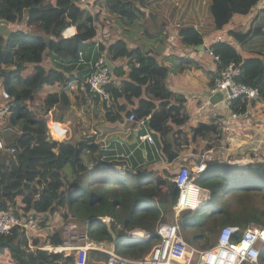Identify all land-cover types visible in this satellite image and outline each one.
I'll use <instances>...</instances> for the list:
<instances>
[{"label":"trees","instance_id":"16d2710c","mask_svg":"<svg viewBox=\"0 0 264 264\" xmlns=\"http://www.w3.org/2000/svg\"><path fill=\"white\" fill-rule=\"evenodd\" d=\"M149 1L91 0L87 3H98L123 22L132 23L142 13L140 6ZM260 1L164 0L163 4L167 17L179 26L182 43L198 46L204 42L207 35L223 29L235 15H251ZM100 10L101 8L97 12H91L88 7L80 6L78 0H0V18L7 23L20 22L27 14L30 15V19L29 15L27 17L29 28L0 33V89L7 91L13 98L12 113L8 116L5 126L0 127V139L4 141L3 147L0 148V210L8 208L17 214L20 211L41 214V227L51 217V213L65 209L61 224L53 232L47 233L43 240L44 245L61 244V226L70 219L84 225L88 242L94 245L103 244L115 251L122 247L119 253L137 258L157 241L156 235L148 241L126 247V243L115 245L113 234L129 235L133 228H143L155 233L160 223L167 222V214L174 212L179 193L173 175L167 174L166 171L154 174L152 171L140 170L136 174L116 176L111 182L105 181L94 187L84 186L83 183L89 176L86 174L87 169L81 176L76 177L77 167H74L75 176L66 175L63 178L62 170L46 168L40 161V156L29 151L34 140L33 143H39L36 149L51 150L52 144L62 159H75L73 143H67L65 140L58 143L50 139L46 141L43 136V123L46 121L44 116L58 101L56 93L45 96L42 109L35 110L30 106L37 88L46 82L62 79V76L57 71L45 73L34 66L29 69V65L41 62L50 45L56 44L58 40H70L68 43L74 44L77 42L79 47L74 46V51L78 56L81 43L92 39L96 34L94 20L99 17ZM256 19L255 16L254 23ZM67 23H74L77 27V33L71 38H63L60 34ZM229 35L242 46L249 41L253 44L259 43L264 48V27L261 25H251L246 32L230 30ZM51 36L60 38L55 41ZM107 48L111 60L130 57V70L120 86H113L111 82L105 84L106 91L111 95L110 105L120 97H124L130 104L134 97L140 96L138 105L127 110V114H133L137 120L148 117L150 129L162 138L163 154L168 160H173L177 151L173 148L174 141L170 135L182 133L173 131V127L181 125L185 119L179 116L182 95L175 94V97H178L176 104H170L173 93L164 81L168 68L161 65L149 51L140 47L130 49L123 39L116 40ZM208 48L219 57L216 62V74L222 67L234 61L240 68L237 79L256 86L259 90L257 101L264 100V54L261 53L264 51L252 52L245 56L242 50L228 41H216ZM113 72L118 71L114 68ZM85 74L84 71L83 75ZM142 93L146 96L141 97ZM251 104L236 98L230 104V111L232 114H244ZM119 108L124 109L125 105ZM222 119L223 116H216L207 122L197 123L190 129L189 134H186V140L191 139L194 143L204 141L201 152L224 144L225 124ZM24 126L39 128V131L33 134L27 132L21 137L17 129ZM24 145H27L25 149ZM63 146L70 147V151L62 152L65 149H62ZM9 147H13L14 151L10 152L7 149ZM53 155L54 153L49 151V156ZM94 162L93 170L97 166L95 160ZM222 174L250 179L252 185L248 187V184L242 182L238 192L232 191L234 188L229 185L228 189L233 198L235 197L234 203L217 202L213 207H209V210L194 209L183 215L180 226L188 243L202 248L211 244L219 225L239 226L242 230L251 223L264 227V212L258 208L261 205L260 200H264V160L235 162L220 158L208 159L202 175L215 179L212 186L224 184ZM210 193L212 196L213 191L210 190ZM18 197L21 198L23 206L17 207ZM188 227L196 229L188 233ZM36 242L37 239L33 238V245H36ZM0 244L10 248L4 258L0 257V264H73V258L65 256L62 252L31 249L24 241L23 233L17 228L9 234H0ZM90 257L106 259L107 253L91 249Z\"/></svg>","mask_w":264,"mask_h":264},{"label":"crops","instance_id":"0c3cea01","mask_svg":"<svg viewBox=\"0 0 264 264\" xmlns=\"http://www.w3.org/2000/svg\"><path fill=\"white\" fill-rule=\"evenodd\" d=\"M87 1L90 2L91 0ZM163 2L164 0H150L141 5L142 13L132 23L123 22L121 18L110 14L98 3L95 5L91 3L79 4L88 7L91 12H97L101 8L100 16L94 20L95 36L81 43L78 56L74 51V46L79 47L77 42L75 44L68 43L70 40H58L60 37L51 36V39L58 40L57 43L50 45L41 62L29 65V69H33L34 66L45 73L57 71L62 76V79L38 86L39 88L35 91L30 106L35 110H40L43 107L45 96L56 93L58 101L51 106L48 112L51 111L53 118L64 122L68 126L70 133L65 141L74 145L75 159L67 160L59 156L56 147H53L52 144L50 145L51 150L36 149V147H39V143H33L34 140H32L29 151L38 154L40 161L46 168L62 170L63 178L66 175L68 177L75 176L73 174L74 167H77L76 177L81 176L87 169L86 174H89V178L83 184L84 186L91 185L94 187L105 181L111 182L116 176H126L128 173L136 174L140 170L152 171L154 174L166 171L167 174L175 176L182 165L194 170L201 159H204L206 163L211 158L235 162L262 160L260 158L262 152H259L260 155L252 156V154H249L248 158L244 159L245 151L242 142L245 136L248 135H259L258 137L255 136V139L264 136V100H255L256 102L249 105L247 112L244 114H228L224 102L210 105L208 87L211 85V80H213L212 78H214L218 67L217 61L206 49L216 41H228L232 42L237 49L242 50L245 56L250 55L252 52L264 51L259 43L253 44L248 41L245 46H242L229 35L230 30L246 32L254 24L264 27V0L260 1L251 15H246V18L235 15L232 21L225 25L223 29L207 35L204 42L198 46L182 43L179 26L167 17ZM255 16L257 19L254 23L253 18ZM27 17L20 22H0V26H7V29L11 30L27 29L29 28ZM118 39H123L130 49L140 47L142 50L149 51V53L156 56L161 65L168 68L164 81L166 87L173 93L170 104H176L178 97H175V94L183 97L179 116L183 117L185 122L173 127V131H181V134L173 135L171 133L170 135L174 141L173 148L177 151V156L171 161L163 154L161 148L162 138L156 131L153 132L150 129L148 117L139 120L129 119L127 110L138 105L140 96L134 97L130 104L126 102L124 97H120L117 101L113 100L114 104L110 105V93L108 99H105V97L103 98L100 94L92 92L88 88L87 76L95 70L94 63L102 56L112 63V69L109 67L110 78L108 82L119 87L121 81L126 79L128 70H130V57H119L115 60L109 58L110 53L107 47ZM261 53L264 54V52ZM72 58H75V60H72ZM114 68L118 72L114 73ZM84 71L86 72L85 75H83ZM145 96V93L141 94V97ZM121 105H125V108H119ZM247 115H251V120L257 123L249 124L246 118ZM49 116V114L44 116L46 121L43 123V136H45L46 141L49 140L46 134ZM216 116H223L225 142L216 148L201 152L200 149H202L204 141L200 140L198 143H194L191 139L187 141L186 134H189L190 129L197 123L207 122L210 118ZM38 129L24 126L17 130L22 137L23 134L27 132L33 134V132L39 131ZM146 134L152 137V141L143 137ZM87 139L90 141H87ZM2 142L4 141L2 140ZM76 144L78 150L75 155ZM253 144L256 145L254 147H258L256 143ZM261 147H264V143ZM69 148L65 147L62 152L70 151ZM49 151H52L54 155L50 157ZM94 160L97 166L93 170ZM38 173L41 176V170ZM94 174L97 178L94 177ZM201 174L202 172L193 175L194 178H197ZM19 202L17 199V205ZM64 210L60 209L49 215V217L51 216L50 219L43 226H45L44 229H50V231L40 235L38 229L32 236L37 239L36 245H33L24 237V241L27 244L29 243L31 249L45 246L42 250L54 251L46 248L47 245H54H44V242L40 240H44L47 233L53 232L59 227ZM107 219L108 217H106ZM77 225L81 226V231L84 233V225L80 223H77ZM65 256H71L74 264V252H69ZM93 260L102 259L90 257L89 252L88 264H93Z\"/></svg>","mask_w":264,"mask_h":264},{"label":"built area","instance_id":"2783aa9c","mask_svg":"<svg viewBox=\"0 0 264 264\" xmlns=\"http://www.w3.org/2000/svg\"><path fill=\"white\" fill-rule=\"evenodd\" d=\"M78 2L81 5L88 1L78 0ZM76 33V25L67 23L60 34L63 38H71ZM206 50L217 62L219 61V57L214 55L209 48ZM94 67L95 70L87 76L88 88L90 91H94L103 98L108 99L109 93L106 91L105 84L110 78L109 61L102 56L94 63ZM239 72V66L231 61L218 71L208 87L209 96L219 90L225 92L223 102L228 114H231L230 104L234 99L241 98L251 104L259 98V90L256 86L245 84L237 79ZM0 95L3 98V101L0 102V127H3L8 116L12 113L13 98L4 89L0 90ZM48 114L50 115L46 126L48 138L57 143L63 142L70 133L68 126L64 122L53 118L51 111ZM129 119L133 120L134 115L130 114ZM143 137L152 141L149 134ZM252 142L256 143L258 145L256 148L260 149L264 143V136L254 139L250 143ZM2 147L3 142L0 139V148ZM7 149L10 152L14 151L13 147ZM205 169L206 161L201 159L194 170L186 165H182L177 170L174 180L179 193L174 210V220L160 223L155 233L141 228H135L129 233L131 237L145 238V240H149L156 235L157 241L142 256L131 258L107 248L103 244L94 245L88 242L85 232L78 231L77 224L70 219L61 226L62 243L53 246L52 250L63 254L74 252V264H88V253L91 249L107 253L106 259L93 260V264H263L264 227L261 225L251 223L243 230L239 226H221L214 234V241L203 248L185 240L178 221L179 214L185 209L202 208L211 198L210 190L201 188L194 181L193 174L203 172ZM19 213L17 214L8 208L0 210V234H9L14 228H17L29 242H32V236L40 228L39 222L43 215L35 214L32 211L25 213L20 211ZM65 235L69 239H66ZM37 248L44 249L45 246Z\"/></svg>","mask_w":264,"mask_h":264},{"label":"rangeland","instance_id":"374dc122","mask_svg":"<svg viewBox=\"0 0 264 264\" xmlns=\"http://www.w3.org/2000/svg\"><path fill=\"white\" fill-rule=\"evenodd\" d=\"M100 16V15H99ZM246 18V17H245ZM244 18V19H245ZM0 22H5L2 18H0ZM4 27V28H3ZM1 27L0 26V33L2 34H6L8 31H10L11 29H7V26H3ZM2 96L0 95V102L3 101V98H1ZM256 102V101H255ZM252 116L251 115H247V120L250 123L252 124H255L257 122H253L251 119ZM264 123V122H263ZM258 137L259 135H256V134H253V135H248L247 137L245 136L243 142H242V146H243V150L245 151L244 155V159H247L248 155L249 154H252L253 155H260L259 152H262L264 154V147H261L260 149L259 148H256L254 146L253 143H250L252 139H255L256 137ZM27 145H24V149L26 148ZM261 154V159L264 160V155ZM96 176V174H94V177ZM89 178V176H88ZM87 178V179H88ZM221 179H223L224 181V184L223 185H219L217 184L216 186H212L214 183H215V179L212 178V177H207V176H204V175H198L197 178H194V181L201 187L203 188H207V189H210L213 191V194L209 200V202L206 204V205H203L202 208H198V209H195L197 211H202L203 209H208L209 207H213L217 202L218 203H221V204H225V203H234V200H235V197L233 198L232 196V193L229 191L228 187L229 185H232V187L234 188V190L232 191H235V192H238L240 191V184L243 182L245 184H248L247 186L249 187L250 185H252V181L250 179H244L238 175H226V174H222L221 175ZM232 181V182H230ZM20 202L19 204L17 205V207L19 206H23L22 202H21V198L18 197L17 198ZM260 204L258 203L259 205V209H262L261 211L264 212V200H260ZM194 209H185L183 210L180 214H179V218H178V221H179V225H180V221L183 219V215H185L186 213H190L189 211H193ZM209 210V209H208ZM175 213L174 212H170L169 214H167V218H168V222H171L172 220L175 219L174 217ZM50 219V218H49ZM99 222V221H97ZM76 224L79 223V222H75ZM46 225V224H45ZM78 226V231L82 230L81 226L77 225ZM45 226H42L39 228L40 230V235H44L45 232H48L50 231V229H44ZM221 227V225H219L217 227V230ZM196 228L194 227H188L186 228V231L188 233H192ZM216 230V231H217ZM65 238L66 239H69L68 236L65 235ZM41 242H43V240H40ZM144 241H148V240H145V238L143 239H137L135 237H130L129 238V243L126 244V247H129V246H132L138 242H144ZM121 246V245H120ZM122 250V247L118 248L117 251L118 252H121ZM10 252V248L8 246H5L4 244H0V257L1 258H4L5 255H7L8 253ZM90 252V251H89ZM264 264V262H262ZM247 264V263H245Z\"/></svg>","mask_w":264,"mask_h":264},{"label":"water","instance_id":"95a60500","mask_svg":"<svg viewBox=\"0 0 264 264\" xmlns=\"http://www.w3.org/2000/svg\"><path fill=\"white\" fill-rule=\"evenodd\" d=\"M109 67L112 69V63L109 61ZM225 98V92L222 91H216L214 94L210 95V105L216 104L218 102H223ZM78 145H75V155L77 154ZM130 235L125 236H116L113 234V242L115 245H120L121 243H127L129 242Z\"/></svg>","mask_w":264,"mask_h":264},{"label":"bare ground","instance_id":"6f19581e","mask_svg":"<svg viewBox=\"0 0 264 264\" xmlns=\"http://www.w3.org/2000/svg\"><path fill=\"white\" fill-rule=\"evenodd\" d=\"M46 248H48V249H53V246H51V245H47Z\"/></svg>","mask_w":264,"mask_h":264},{"label":"clouds","instance_id":"9594fccd","mask_svg":"<svg viewBox=\"0 0 264 264\" xmlns=\"http://www.w3.org/2000/svg\"><path fill=\"white\" fill-rule=\"evenodd\" d=\"M210 194H211V193H210ZM127 243H128V242H127ZM127 243H126V244H127Z\"/></svg>","mask_w":264,"mask_h":264}]
</instances>
